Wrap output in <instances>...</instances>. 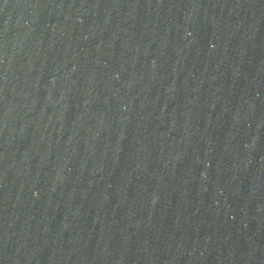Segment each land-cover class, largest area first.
Returning <instances> with one entry per match:
<instances>
[{
    "label": "water",
    "instance_id": "1",
    "mask_svg": "<svg viewBox=\"0 0 264 264\" xmlns=\"http://www.w3.org/2000/svg\"><path fill=\"white\" fill-rule=\"evenodd\" d=\"M0 264H264V0H0Z\"/></svg>",
    "mask_w": 264,
    "mask_h": 264
}]
</instances>
